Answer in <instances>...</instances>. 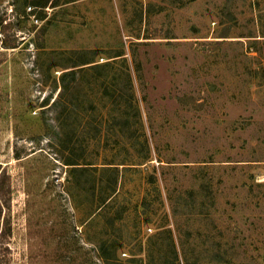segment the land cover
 I'll return each mask as SVG.
<instances>
[{"label": "rangeland", "instance_id": "obj_1", "mask_svg": "<svg viewBox=\"0 0 264 264\" xmlns=\"http://www.w3.org/2000/svg\"><path fill=\"white\" fill-rule=\"evenodd\" d=\"M0 264H264V0H0Z\"/></svg>", "mask_w": 264, "mask_h": 264}, {"label": "trees", "instance_id": "obj_2", "mask_svg": "<svg viewBox=\"0 0 264 264\" xmlns=\"http://www.w3.org/2000/svg\"><path fill=\"white\" fill-rule=\"evenodd\" d=\"M5 174L3 175V178H4Z\"/></svg>", "mask_w": 264, "mask_h": 264}]
</instances>
